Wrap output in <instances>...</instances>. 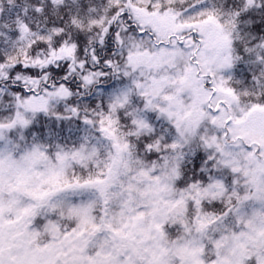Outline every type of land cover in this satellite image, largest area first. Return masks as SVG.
Masks as SVG:
<instances>
[{"label": "snow or ice", "instance_id": "6c2138e0", "mask_svg": "<svg viewBox=\"0 0 264 264\" xmlns=\"http://www.w3.org/2000/svg\"><path fill=\"white\" fill-rule=\"evenodd\" d=\"M0 264H264V0H0Z\"/></svg>", "mask_w": 264, "mask_h": 264}]
</instances>
